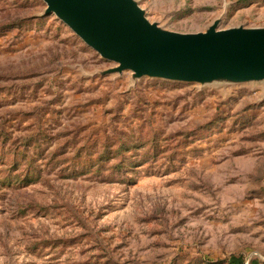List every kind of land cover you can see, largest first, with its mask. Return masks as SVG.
Instances as JSON below:
<instances>
[{
	"label": "rangeland",
	"instance_id": "obj_1",
	"mask_svg": "<svg viewBox=\"0 0 264 264\" xmlns=\"http://www.w3.org/2000/svg\"><path fill=\"white\" fill-rule=\"evenodd\" d=\"M136 1L172 32L264 28V0ZM46 9L0 0V264H264V81L103 76Z\"/></svg>",
	"mask_w": 264,
	"mask_h": 264
},
{
	"label": "water",
	"instance_id": "obj_2",
	"mask_svg": "<svg viewBox=\"0 0 264 264\" xmlns=\"http://www.w3.org/2000/svg\"><path fill=\"white\" fill-rule=\"evenodd\" d=\"M55 14L114 68L103 76L129 71L135 79L187 84L264 81V28L168 31L146 17L136 0H43Z\"/></svg>",
	"mask_w": 264,
	"mask_h": 264
},
{
	"label": "trees",
	"instance_id": "obj_3",
	"mask_svg": "<svg viewBox=\"0 0 264 264\" xmlns=\"http://www.w3.org/2000/svg\"><path fill=\"white\" fill-rule=\"evenodd\" d=\"M100 158H101V157H100ZM97 160L100 161V164L103 163V160H101V159H97ZM101 167H102V165H99V164H94V165L92 166V168L99 169V170H100Z\"/></svg>",
	"mask_w": 264,
	"mask_h": 264
}]
</instances>
